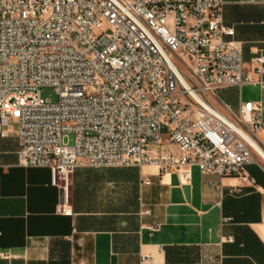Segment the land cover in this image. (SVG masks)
Wrapping results in <instances>:
<instances>
[{
	"label": "built area",
	"instance_id": "2783aa9c",
	"mask_svg": "<svg viewBox=\"0 0 264 264\" xmlns=\"http://www.w3.org/2000/svg\"><path fill=\"white\" fill-rule=\"evenodd\" d=\"M224 3L0 0V139L15 119L18 165L49 170L62 215L72 216L78 168L152 167L187 182L196 167L236 182L211 183L219 191L256 189L247 167L264 165L261 109L243 102L233 110L219 95L264 87V55L246 71ZM43 88L57 99L43 100Z\"/></svg>",
	"mask_w": 264,
	"mask_h": 264
},
{
	"label": "crops",
	"instance_id": "0c3cea01",
	"mask_svg": "<svg viewBox=\"0 0 264 264\" xmlns=\"http://www.w3.org/2000/svg\"><path fill=\"white\" fill-rule=\"evenodd\" d=\"M222 16L252 71V59L264 55V0H225ZM223 95L233 110L253 102L264 119L259 82ZM9 126L0 139V264H264L261 162L247 167L256 189L246 187L239 196L211 185L235 181L205 176L196 167L187 182L152 167L78 168L68 217L58 211L62 192L49 170L18 165L19 143ZM256 141L264 149V130ZM146 176L148 186L141 183Z\"/></svg>",
	"mask_w": 264,
	"mask_h": 264
},
{
	"label": "rangeland",
	"instance_id": "374dc122",
	"mask_svg": "<svg viewBox=\"0 0 264 264\" xmlns=\"http://www.w3.org/2000/svg\"><path fill=\"white\" fill-rule=\"evenodd\" d=\"M41 98L47 102H53L57 99V95L52 88H43L40 91ZM220 98L225 99L223 95V91L220 93ZM11 126H13L14 130L17 129L16 120L13 118L9 119ZM69 142H72V136L69 137Z\"/></svg>",
	"mask_w": 264,
	"mask_h": 264
}]
</instances>
